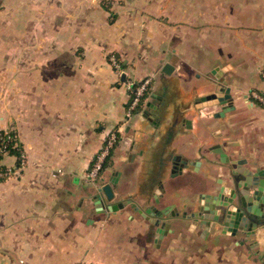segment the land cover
<instances>
[{"label": "crops", "instance_id": "1", "mask_svg": "<svg viewBox=\"0 0 264 264\" xmlns=\"http://www.w3.org/2000/svg\"><path fill=\"white\" fill-rule=\"evenodd\" d=\"M221 1L183 12L174 0L175 13L169 0L158 10L148 0H0V129L25 154L20 174L0 180V264H264V226L246 235L175 218L191 210V177L213 191L230 185L234 160L264 168V106L248 96L264 94V0ZM146 78L126 119L129 84ZM225 88L235 108L224 116L196 100ZM111 131L118 144L88 180ZM177 157L198 172H171ZM114 171V198L97 209L92 194ZM119 200L140 211L107 208ZM151 206H170L168 219Z\"/></svg>", "mask_w": 264, "mask_h": 264}, {"label": "water", "instance_id": "2", "mask_svg": "<svg viewBox=\"0 0 264 264\" xmlns=\"http://www.w3.org/2000/svg\"><path fill=\"white\" fill-rule=\"evenodd\" d=\"M173 71V66L165 63L162 67V72L170 74ZM124 76H122L123 78ZM230 99L229 88L208 93L204 96L196 98L197 101H211L218 104L221 108L220 112L215 116H224L225 112H229L235 107L228 105ZM189 124V120H186ZM213 152L219 154V160L223 163H229V158L217 146L212 149ZM247 161L234 160L228 168L229 186H225L220 182L219 187L214 188L213 194H205L204 200L199 202L197 209L199 212L194 216V222L203 227H220L222 232L226 230L230 233L241 231L248 235L253 233L258 226H264V168L257 169L254 164L250 168L243 169L241 165H245ZM187 168L189 164L185 161L180 168ZM255 170H252L254 169ZM179 169L178 173H181ZM119 171H114L113 175L108 178L107 182L101 186H97L92 194L93 203L97 209L104 208L107 204L106 200L110 201L114 198L113 185L118 182ZM129 201L119 200L112 202L107 206L110 210L122 209L130 204ZM135 211H140V208L135 204H130ZM170 206L155 208L151 206L146 209L157 217L158 221L168 219ZM183 212L180 216L179 212L175 213V218L185 219L192 216L185 215ZM172 215H170L171 217ZM196 218V219H195ZM196 220V221H195Z\"/></svg>", "mask_w": 264, "mask_h": 264}, {"label": "built area", "instance_id": "3", "mask_svg": "<svg viewBox=\"0 0 264 264\" xmlns=\"http://www.w3.org/2000/svg\"><path fill=\"white\" fill-rule=\"evenodd\" d=\"M109 60L111 64L116 68H120V64L117 58L114 55L109 56ZM264 76V70L262 72ZM150 84V80L148 78L141 80L137 84H129V102L126 109V119H129L134 111H136L139 107L141 99L144 96V93L148 90ZM248 96L258 104L264 106V94L258 92L257 90H250L248 92ZM4 133L7 135V139H11L9 135V130H3ZM3 136L0 134V138ZM118 140L117 131H111L107 135L103 145L101 146L99 152L97 153L91 168L86 173V178L88 180H94L98 177L99 172L102 170V166L108 155L111 153L112 149L114 148L115 144ZM0 152H3V149L0 148ZM18 165L13 166H6L4 170L0 171V178H7L9 176H18L20 174V170L23 168L25 164V154L23 151L17 156ZM76 264H93V263H86V262H79Z\"/></svg>", "mask_w": 264, "mask_h": 264}, {"label": "flooded vegetation", "instance_id": "4", "mask_svg": "<svg viewBox=\"0 0 264 264\" xmlns=\"http://www.w3.org/2000/svg\"><path fill=\"white\" fill-rule=\"evenodd\" d=\"M150 110H151V108H150ZM149 111L147 110V112H146V114L148 113L147 115L150 114ZM148 121H152V124H153V122L156 123L155 120H148ZM111 154H112V151L108 155V157L106 158V160L104 161L103 166H102V169L105 167V165L107 163V160L111 157ZM185 161L188 163V161L186 159H182V158H179V157L175 158L173 160V167L171 169V172L177 173L179 171V169L182 170V168H184V167L180 168V166L183 165L185 163ZM187 168H188L187 170L189 172V175H190V173H193V174L194 173H197L198 170H199L198 169V164H197L196 161L192 165H189V167H187ZM216 183H218V181H216ZM187 185H189L191 187L192 186L195 187L194 194L192 196L193 199L191 201V204H192V206L190 208L191 210H185V211H183V212H187L185 215H188V216H190V214L192 215V216H190V218H185V219L191 220V219H194V216L193 215H195V214H197L199 212L197 209H194V208H197L199 206V204H200L199 202H202L204 200V195L205 194H209V193L210 194H213V193H212V190L208 189V186H207L206 181L201 176H198L196 178H192L191 177L190 179H188ZM217 187H219V184H218ZM183 212L179 213L180 216H181V214Z\"/></svg>", "mask_w": 264, "mask_h": 264}, {"label": "trees", "instance_id": "5", "mask_svg": "<svg viewBox=\"0 0 264 264\" xmlns=\"http://www.w3.org/2000/svg\"><path fill=\"white\" fill-rule=\"evenodd\" d=\"M145 95H147V91L144 93V96ZM0 134L3 136L2 138H0V148L3 149V152H0V160L4 155H12L16 159L14 165H18L17 156L20 154L21 151H23L21 146L17 144L16 138L12 132H9L11 139H7V135L2 129H0ZM5 167V165L0 163V171L4 170ZM1 179L3 178H0V180Z\"/></svg>", "mask_w": 264, "mask_h": 264}, {"label": "rangeland", "instance_id": "6", "mask_svg": "<svg viewBox=\"0 0 264 264\" xmlns=\"http://www.w3.org/2000/svg\"><path fill=\"white\" fill-rule=\"evenodd\" d=\"M127 0H114V2H116L117 3V5H119V6H121V5H124V3L126 2ZM129 1H131V0H129ZM149 2H151L152 3V5L153 6H155L156 7V9L155 10H158L159 8H160V6L162 5V3L163 4H165V3H167L168 2V0H148ZM170 1V5L167 7V9H169V7H170V9L169 10H171V11H173V12H177V11H179V8L177 7V6H179V7H182L181 9H182V11L184 12L185 11V6H186V4L188 3V2H192V0H178V5L176 6L175 4H173V3H171V2H174V0H169ZM220 0H209V4L211 3V7L213 6V4L214 3H218ZM225 1V2H224ZM229 0H223V1H221L222 3H221V5H224V4H226L227 2H228ZM202 2V0H193V3H201ZM192 3V4H193ZM224 3V4H223ZM220 5V6H221ZM226 9V8H225ZM183 14V13H182ZM153 16V15H152ZM151 16V17H152ZM154 17V16H153ZM151 82L152 81H150V84H149V87H150V85H151ZM149 87H148V90H147V92L149 91ZM145 97V96H144ZM141 104V103H140ZM140 104H139V107H138V109L135 111V112H137L138 110H139V108H140ZM118 143H116L115 145H117ZM114 147H116V146H114Z\"/></svg>", "mask_w": 264, "mask_h": 264}]
</instances>
